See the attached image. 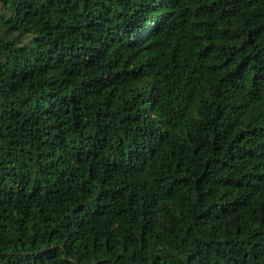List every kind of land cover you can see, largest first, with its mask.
Wrapping results in <instances>:
<instances>
[{
  "label": "trees",
  "instance_id": "1",
  "mask_svg": "<svg viewBox=\"0 0 264 264\" xmlns=\"http://www.w3.org/2000/svg\"><path fill=\"white\" fill-rule=\"evenodd\" d=\"M0 264H264V0H0Z\"/></svg>",
  "mask_w": 264,
  "mask_h": 264
}]
</instances>
